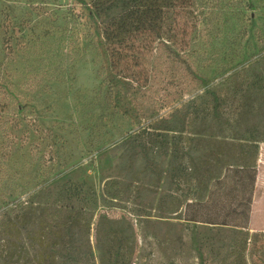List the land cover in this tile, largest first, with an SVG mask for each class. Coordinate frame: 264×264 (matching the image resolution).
<instances>
[{"label":"rangeland","instance_id":"1","mask_svg":"<svg viewBox=\"0 0 264 264\" xmlns=\"http://www.w3.org/2000/svg\"><path fill=\"white\" fill-rule=\"evenodd\" d=\"M212 4L177 10L174 41L154 43L157 53L135 38L113 57L78 0H0V219L25 235L63 222L55 208L70 203L89 264H199L198 249L205 264H264V58L253 55L264 0ZM158 122L185 123L166 137ZM252 137L257 154L239 145ZM193 147L224 163L204 208L186 205L199 192L181 149ZM63 191L74 196L62 202Z\"/></svg>","mask_w":264,"mask_h":264},{"label":"trees","instance_id":"2","mask_svg":"<svg viewBox=\"0 0 264 264\" xmlns=\"http://www.w3.org/2000/svg\"><path fill=\"white\" fill-rule=\"evenodd\" d=\"M78 1L88 7L91 11V16L102 26V36L113 57L115 55H120L123 49L122 47H128V44L133 42L135 38L141 39L144 42L143 47L145 49H150L151 51L156 49L157 53L159 47L157 45L153 46L154 43L174 41L175 27L180 21V17L177 15L179 11H189L190 9V13L196 11L199 13L213 7V0ZM177 10L179 11L177 12ZM260 54H264V44L253 54L257 56V58H255L256 62H260L261 58H264V55ZM228 71L229 70H227V72H221V74L215 76L212 80L222 79V83H224L230 78ZM209 84L210 80H205L201 83V85H207V87H210ZM213 89L214 87L206 88L205 93L209 92L213 95L214 112L219 115V108L222 101L220 96ZM180 112L181 111H179V113ZM179 123L185 122H158L153 126V129L165 131L161 133L168 137L170 132L180 131ZM146 131L145 129L144 132ZM158 133L159 136H162L160 132ZM141 135L142 133H139L136 137L140 138ZM249 140L251 141L250 144H244L242 142L239 145L243 148L246 146H248V148L252 147L257 154L259 142L262 140L261 137H252ZM137 146L141 147V150H143L145 144L137 143L132 149H136ZM178 150H180V148L176 147L173 151V162L180 160L178 158L180 157ZM181 151L182 154L190 155L191 157L190 164L189 166L187 165L185 169L188 171L189 175H191V178L196 179L194 193L197 191L199 192V194H195L196 197H193V201L187 202L186 205L204 208L207 206L205 195L208 193L211 183L221 179L222 172L219 169H223L224 163H222V159L218 157L204 160L205 156H198V149L194 147L189 148L187 152L184 151V148H182ZM211 153H213V150H211ZM202 162L203 164H201ZM248 163L247 160H242L240 164L241 168L237 169L243 173L249 171V168L246 167H250L251 164ZM176 177L178 178V176ZM252 182H254V178H252ZM201 191L205 192L202 196H200ZM73 196V194L70 193L68 195L67 191H63L59 197L62 202H64L65 200L71 199ZM31 202L33 201L31 200ZM55 212L59 215H65L66 213L65 220L58 225L57 223L50 225L48 221H43L40 223L37 230H29L25 235L23 234L24 228L20 227L18 220L11 216H2L0 219V264H58V257H63V264H89L90 261H94L95 257L91 249L88 251H81V249L76 246L74 228L78 225L80 211L67 202L55 208ZM1 215L0 213V217ZM247 216V220H249V214ZM189 220L192 222L220 224L219 222L200 220L199 216H194ZM222 224L232 225L230 223ZM48 236L53 238H48ZM44 240H49V246H61V251H59L58 256H56V254L51 255L49 252L41 250ZM54 240H58V243L56 244ZM198 254L200 258L199 264H205L204 254L201 249H198Z\"/></svg>","mask_w":264,"mask_h":264}]
</instances>
